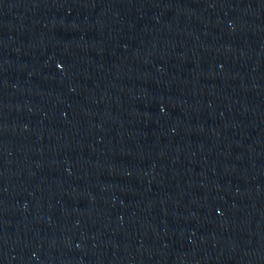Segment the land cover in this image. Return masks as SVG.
<instances>
[{
    "label": "water",
    "instance_id": "water-1",
    "mask_svg": "<svg viewBox=\"0 0 264 264\" xmlns=\"http://www.w3.org/2000/svg\"><path fill=\"white\" fill-rule=\"evenodd\" d=\"M0 264H264V0H0Z\"/></svg>",
    "mask_w": 264,
    "mask_h": 264
}]
</instances>
